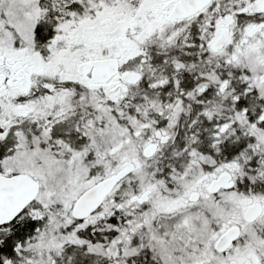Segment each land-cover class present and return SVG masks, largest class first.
<instances>
[{
  "label": "snow or ice",
  "instance_id": "6c2138e0",
  "mask_svg": "<svg viewBox=\"0 0 264 264\" xmlns=\"http://www.w3.org/2000/svg\"><path fill=\"white\" fill-rule=\"evenodd\" d=\"M0 264H264V0H0Z\"/></svg>",
  "mask_w": 264,
  "mask_h": 264
}]
</instances>
